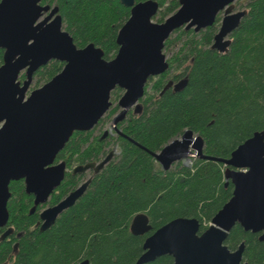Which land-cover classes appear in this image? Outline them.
I'll return each instance as SVG.
<instances>
[{"label": "trees", "instance_id": "obj_1", "mask_svg": "<svg viewBox=\"0 0 264 264\" xmlns=\"http://www.w3.org/2000/svg\"><path fill=\"white\" fill-rule=\"evenodd\" d=\"M136 2L144 0H135ZM154 16L163 22L175 12L179 0H155ZM52 5L62 18L63 28L77 47L93 43L102 50V57L112 59L117 50V33L130 15V8L120 0H41ZM246 14L230 35L226 53L211 48L221 18L199 31L183 26L165 40L163 49L185 36L179 52L167 60V70L150 76L145 82L139 108L130 109L117 122L123 135L94 134L74 130L55 162L63 160L67 168L75 164L100 161L110 150L117 154L93 174L84 194L63 211L49 228L40 231L38 215L44 207L34 202L26 191L24 178L8 184V217L0 231L11 226L14 233L0 241V264L17 249L10 264H135L143 252L146 236L176 217H194L200 230L207 228L215 213L232 196L233 185L226 182V165L220 161L190 158L191 165L178 160L164 170L153 157L165 144L190 130L202 137L203 153L220 159L252 136L264 131V0H248ZM4 49L0 48V65ZM64 62L51 60L32 75L36 88L47 82L63 67ZM26 79V72L20 74ZM186 79L178 91L167 87ZM32 81V80H31ZM150 87L151 92H148ZM123 90L116 86L110 98L119 100ZM118 103L108 109L113 116ZM80 181L66 172L52 192L49 204H55ZM31 210H33L31 212ZM139 213L148 217L151 230L143 235L130 231L132 218ZM21 233L14 237L15 233ZM240 242L245 247L242 260L248 264H264V242L257 235L235 224L224 244L234 250ZM173 258L162 255L145 264H172Z\"/></svg>", "mask_w": 264, "mask_h": 264}, {"label": "water", "instance_id": "obj_2", "mask_svg": "<svg viewBox=\"0 0 264 264\" xmlns=\"http://www.w3.org/2000/svg\"><path fill=\"white\" fill-rule=\"evenodd\" d=\"M233 1L179 0V8L157 22L153 19L158 10L155 0H120L130 8V15L118 30L115 56L106 60L93 43L75 45L56 8L44 16L47 7L40 5L41 0H0V48L4 49L0 65V225L8 217L9 182L24 178L26 191L35 195V203L46 201L64 178L65 163L55 162L56 155L74 130H89L99 122L111 106L110 93L116 86L123 93L111 127L123 135L116 124L131 108H139L147 79L167 70L162 50L176 29L186 26L199 31L212 25L222 12L211 48L226 53L229 36L246 14L245 9H234ZM51 60L63 61L62 69L27 94L33 73ZM22 71L26 79L20 81ZM185 84L186 79H181L168 82L167 87L178 91ZM203 146L202 137L187 130L152 155L164 170L184 158L224 163V178L233 185L232 196L202 231L196 218L181 216L155 229L144 239L143 252L135 264L149 263L165 254L173 258L172 264H247L242 262L243 242L235 250L224 242L235 224L245 231L264 229V131L254 132L224 159L205 155ZM113 154L110 150L100 161L76 169L93 167L97 172ZM89 182L85 180L42 210L40 230L49 228L71 207ZM151 228L145 213L136 214L130 223L134 235H143Z\"/></svg>", "mask_w": 264, "mask_h": 264}, {"label": "rangeland", "instance_id": "obj_3", "mask_svg": "<svg viewBox=\"0 0 264 264\" xmlns=\"http://www.w3.org/2000/svg\"><path fill=\"white\" fill-rule=\"evenodd\" d=\"M233 4H234V9L235 10H242V9H244V7L246 5V0H234ZM218 16L221 18L222 17V12L218 13ZM219 23H220V21H219ZM175 35H176V33L172 34L171 37L174 38ZM229 38H230V36H229ZM185 42H186L185 36H182V38H180L179 40H176L174 42V44L168 46V48L163 49L162 52L165 55L166 59H169V58L175 56L179 52V50L182 48V46L185 44ZM21 73H23V71ZM35 88H36V78H33L31 83H30V85H29V89L27 90V94L30 91H32L33 89H35ZM148 92L149 93L151 92L150 87L148 88ZM122 93L123 92H121L120 95ZM110 101H111V106L110 107H113V106H115L118 103L117 98L114 100L113 96L110 98ZM118 111H120V108L117 110V112ZM113 116L109 117L108 116V111L105 112V114L102 116V122L95 126L94 134H100L101 132H104L105 134L109 133L111 135V137L114 138L116 136V133L114 132L113 128L111 127V122H112ZM110 146H111L112 149L114 148V154L113 155H116L117 154V148L114 147L113 144L110 145ZM182 160H183V165H185V166H190L191 165L190 158H184ZM176 162L177 161H175L173 163L175 164ZM174 164L171 166V168L174 167ZM88 173H89V171H87L85 173V175H88Z\"/></svg>", "mask_w": 264, "mask_h": 264}, {"label": "flooded vegetation", "instance_id": "obj_4", "mask_svg": "<svg viewBox=\"0 0 264 264\" xmlns=\"http://www.w3.org/2000/svg\"><path fill=\"white\" fill-rule=\"evenodd\" d=\"M247 1H248V0H246V4H247ZM40 5L43 6V7H47L46 5H42L41 2H40ZM52 8H55V6L52 5L51 7L47 8V10L44 11V16H45L46 14H48L49 11H50ZM57 14H58V12H57ZM167 83H168V82H167ZM168 87H169V86H168ZM170 87H172V86H170ZM60 161H61V162H64L63 160H60ZM60 161H57V162H60ZM64 163H65V162H64ZM79 165H83V164H75V165H72L71 168H67V165H66V163H65V172H64V175H65L66 172H70V174H71L72 176H74L76 179L80 178V181H78V184H77L73 189L69 190V191L67 192V194L70 193L72 190H74L77 186H79L80 184H82L85 180H87V179H91V177H92L93 174H95V173H97V172H99V171L101 170V169H100L99 171L96 172V171L94 170V168L91 167V168H88V169H86V170H82V171H81V170L76 169L77 166H79ZM87 171H89V173H88V175H85V173H86ZM61 182H62V181H61ZM89 183H90V182H89ZM88 185H89V184H88ZM57 187H58V186H57ZM57 187H56V188H57ZM56 188H55V189H56ZM55 189H54V190H55ZM86 189H87V188H86ZM54 190H53V191H54ZM53 191H52V192H53ZM85 191H86V190H85ZM52 192H51V194H52ZM31 194H33V193H31ZM51 194L48 196V198H47L46 201L41 202V203H36V204H41V205L44 206V207L41 209V211L44 210V209L47 208V207H50V206L54 205V204H49V198H50ZM67 194H66V195H67ZM83 194H84V193H83ZM66 195H64L63 198H64ZM33 196H34V202H35V195L33 194ZM81 196H82V195H81ZM81 196H80V197H81ZM80 197H79V198H80ZM79 198H78V199H79ZM61 199H62V198H61ZM61 199H60V200H61ZM78 199H77V200H78ZM60 200H59V201H60ZM77 200H76V201H77ZM59 201H58V202H59ZM56 203H57V202H56ZM56 203H55V204H56ZM67 209H68V208H67ZM65 210H66V209H65ZM65 210H64V211H65ZM32 211H33V210H31V212H32ZM41 211L39 212V215H38V218H39V219H38V222H37V224L39 223V229H40V226H41V224H42V220H41V218H40V213H41ZM60 214H61V213H60ZM60 214H59V215H60ZM59 215H58V216H59ZM58 216H57V217H58ZM56 219H57V218H56ZM56 219H55V220H56ZM52 225H53V224H52ZM9 229L11 230L10 233H9L8 235H6L4 238H1L2 234H3L5 231L9 230ZM243 230H244V229H243ZM40 231H42V230H40ZM244 231H245V230H244ZM14 232H15V231H14V229H13L11 226H6V227H4V228L0 231V241H2V240H4V239L8 238V237H9L11 234H13ZM250 232H252V231H250ZM252 233H255V234L257 235V238H258L259 241L264 242V239H260V237L264 234V229H261V230H259V231H257V232H252ZM150 234H151V233H150ZM20 235H21V233L17 232V233L14 234V237H19ZM148 235H149V234H148ZM148 235H147V236H148ZM147 236H146V237H147ZM240 243H241V242H240ZM243 243H244V242H243ZM17 245H18V244H17V241H15V242L12 243V253H11L10 257H9V258H8L3 264H10V261H9V260H11L12 257H13V254H15L16 249H17ZM238 246H239V245H238ZM244 247H245V244H244ZM234 250H235V249H234ZM243 251H244V250H243ZM242 262H243V263H247L246 261H243V260H242ZM77 264H78V263H77ZM247 264H248V263H247Z\"/></svg>", "mask_w": 264, "mask_h": 264}]
</instances>
